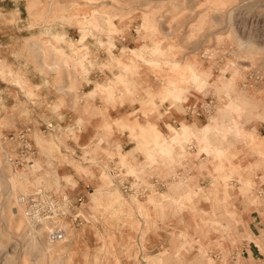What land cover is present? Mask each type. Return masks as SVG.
I'll use <instances>...</instances> for the list:
<instances>
[{
    "label": "rangeland",
    "instance_id": "obj_1",
    "mask_svg": "<svg viewBox=\"0 0 264 264\" xmlns=\"http://www.w3.org/2000/svg\"><path fill=\"white\" fill-rule=\"evenodd\" d=\"M0 264H264V0H0Z\"/></svg>",
    "mask_w": 264,
    "mask_h": 264
},
{
    "label": "built area",
    "instance_id": "obj_2",
    "mask_svg": "<svg viewBox=\"0 0 264 264\" xmlns=\"http://www.w3.org/2000/svg\"><path fill=\"white\" fill-rule=\"evenodd\" d=\"M20 202L25 206L26 215L34 225L45 224L53 217H61L65 213V203L55 194L43 188L36 189L29 194H23ZM52 240L63 239L65 232L57 226L48 230Z\"/></svg>",
    "mask_w": 264,
    "mask_h": 264
},
{
    "label": "bare ground",
    "instance_id": "obj_3",
    "mask_svg": "<svg viewBox=\"0 0 264 264\" xmlns=\"http://www.w3.org/2000/svg\"><path fill=\"white\" fill-rule=\"evenodd\" d=\"M133 49V48H132ZM186 129L184 128V131H185ZM33 225V224H32ZM36 226V225H35ZM36 228V227H35ZM33 230V232H34V229H32ZM32 231H31V233H33ZM57 241V240H56ZM68 255V254H67Z\"/></svg>",
    "mask_w": 264,
    "mask_h": 264
},
{
    "label": "crops",
    "instance_id": "obj_4",
    "mask_svg": "<svg viewBox=\"0 0 264 264\" xmlns=\"http://www.w3.org/2000/svg\"><path fill=\"white\" fill-rule=\"evenodd\" d=\"M94 90L89 91V93H92Z\"/></svg>",
    "mask_w": 264,
    "mask_h": 264
}]
</instances>
